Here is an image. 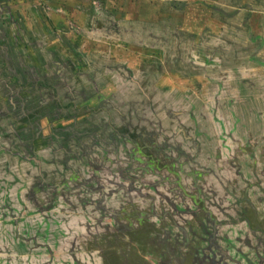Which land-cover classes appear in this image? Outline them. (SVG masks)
I'll return each mask as SVG.
<instances>
[{"label": "rangeland", "instance_id": "obj_1", "mask_svg": "<svg viewBox=\"0 0 264 264\" xmlns=\"http://www.w3.org/2000/svg\"><path fill=\"white\" fill-rule=\"evenodd\" d=\"M262 231L264 0H0V264H264Z\"/></svg>", "mask_w": 264, "mask_h": 264}, {"label": "flooded vegetation", "instance_id": "obj_2", "mask_svg": "<svg viewBox=\"0 0 264 264\" xmlns=\"http://www.w3.org/2000/svg\"><path fill=\"white\" fill-rule=\"evenodd\" d=\"M251 161L254 163L255 162V160H253V158H251ZM203 165H204V163H203ZM178 182H180L179 180H178ZM205 207L207 208V206L205 205ZM250 208H252V206L250 207ZM242 218V220L244 219L243 217H241ZM248 225V224H247ZM247 229H248V231L249 232H253L252 234H258V232H257V230H255L254 228H252L251 226H247ZM263 232V231H262ZM260 233V232H259ZM260 237H262L263 239H264V232L263 233H261L260 234ZM256 248H257V252L258 253H263L264 252V243H256ZM258 259H260V257L258 256ZM187 261V260H186ZM261 263H262V259H260L259 260Z\"/></svg>", "mask_w": 264, "mask_h": 264}, {"label": "crops", "instance_id": "obj_3", "mask_svg": "<svg viewBox=\"0 0 264 264\" xmlns=\"http://www.w3.org/2000/svg\"><path fill=\"white\" fill-rule=\"evenodd\" d=\"M4 58V57H3ZM6 58H7V60H9L10 62H12V59L11 58H8L7 56H6ZM219 118H221V117H219Z\"/></svg>", "mask_w": 264, "mask_h": 264}]
</instances>
